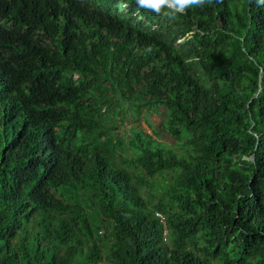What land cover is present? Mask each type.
Instances as JSON below:
<instances>
[{
	"label": "trees",
	"instance_id": "1",
	"mask_svg": "<svg viewBox=\"0 0 264 264\" xmlns=\"http://www.w3.org/2000/svg\"><path fill=\"white\" fill-rule=\"evenodd\" d=\"M167 11L0 0V264H264V6Z\"/></svg>",
	"mask_w": 264,
	"mask_h": 264
},
{
	"label": "clouds",
	"instance_id": "2",
	"mask_svg": "<svg viewBox=\"0 0 264 264\" xmlns=\"http://www.w3.org/2000/svg\"><path fill=\"white\" fill-rule=\"evenodd\" d=\"M139 7L152 10L157 14H160L162 9L167 8L168 11L164 13L169 18H175L177 14L184 13L185 10L192 6H202L206 0H136ZM211 2V0H207ZM258 6H264V0H256ZM121 11H123L127 5H118Z\"/></svg>",
	"mask_w": 264,
	"mask_h": 264
},
{
	"label": "rangeland",
	"instance_id": "3",
	"mask_svg": "<svg viewBox=\"0 0 264 264\" xmlns=\"http://www.w3.org/2000/svg\"><path fill=\"white\" fill-rule=\"evenodd\" d=\"M129 121L131 122V123H129V125H126L125 127H122L120 129V132H119L120 135H124L127 131H129V128L135 127V126H138L142 129L146 130V132H148V133H151V128H150L147 120L144 117L139 118V119H135L134 117L130 116ZM152 121L154 122V124H157L160 121V118L157 115L153 114ZM105 233H106V230L103 229L101 234L104 235ZM165 237L166 238L168 237L167 234H165Z\"/></svg>",
	"mask_w": 264,
	"mask_h": 264
},
{
	"label": "built area",
	"instance_id": "4",
	"mask_svg": "<svg viewBox=\"0 0 264 264\" xmlns=\"http://www.w3.org/2000/svg\"><path fill=\"white\" fill-rule=\"evenodd\" d=\"M157 216L161 219V221L164 222L165 220V216L163 214H157ZM165 240H167V238L165 237Z\"/></svg>",
	"mask_w": 264,
	"mask_h": 264
}]
</instances>
